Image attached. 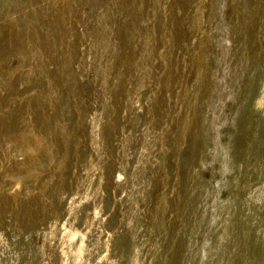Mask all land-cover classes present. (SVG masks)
<instances>
[{
    "label": "rangeland",
    "instance_id": "obj_1",
    "mask_svg": "<svg viewBox=\"0 0 264 264\" xmlns=\"http://www.w3.org/2000/svg\"><path fill=\"white\" fill-rule=\"evenodd\" d=\"M0 264H264V0H0Z\"/></svg>",
    "mask_w": 264,
    "mask_h": 264
}]
</instances>
